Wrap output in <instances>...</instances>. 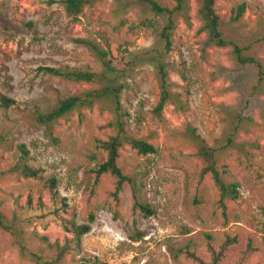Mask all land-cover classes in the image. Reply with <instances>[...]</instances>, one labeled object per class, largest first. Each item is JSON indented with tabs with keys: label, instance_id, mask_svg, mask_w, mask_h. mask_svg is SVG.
Returning <instances> with one entry per match:
<instances>
[{
	"label": "rangeland",
	"instance_id": "1",
	"mask_svg": "<svg viewBox=\"0 0 264 264\" xmlns=\"http://www.w3.org/2000/svg\"><path fill=\"white\" fill-rule=\"evenodd\" d=\"M187 2L191 26L178 24L165 57L179 107L168 105L159 120L152 112L159 93L155 70L124 59L162 45L163 20L147 6L96 0L73 19L62 0H0V100L13 101L8 108L0 102V170L13 164L20 145L30 155L28 164L41 170L39 179L6 175L0 180L1 211L20 221L31 249L42 246L40 237L50 243L71 237L44 185L55 177L68 201L61 216L90 225L67 264H197L186 252L205 263L216 254L218 264H264V94H252L255 68L238 65L230 47H205L198 0ZM242 3L243 16L232 22V10ZM215 9L224 36L246 55L264 60V0H220ZM87 43L127 69L121 93L127 133L156 149L147 155L128 145L120 149L117 163L130 181L118 196L113 177L94 173L106 158L96 141L112 134L106 127L108 105L95 104L60 120L55 141L35 120L38 111L94 87L38 71L42 66L100 71V58ZM188 127L198 138H190ZM234 128L233 143L216 154L224 181L239 184L238 199L226 201L223 211L210 177L200 176L203 163L195 152L199 145L224 146ZM134 197L151 213L135 207ZM227 238L236 241L225 246ZM0 264H32L1 231Z\"/></svg>",
	"mask_w": 264,
	"mask_h": 264
},
{
	"label": "trees",
	"instance_id": "2",
	"mask_svg": "<svg viewBox=\"0 0 264 264\" xmlns=\"http://www.w3.org/2000/svg\"><path fill=\"white\" fill-rule=\"evenodd\" d=\"M95 1L96 0H62V3L66 15L70 18L78 19L84 9ZM135 1L147 6L155 16L163 20L164 24L159 33V41L162 45L159 48L148 49L139 54L130 53L124 59H127V64L130 66L148 63L155 70L159 93L158 101L152 112L156 118L163 120L165 108L168 105L178 106L179 103L178 98L170 90L165 57L172 50V37L178 24L182 22L188 27L191 26L190 6L187 0H170V6H164L157 0ZM218 1L220 0H198L199 8L197 18L201 25L198 32L205 36V47H230L231 55L238 65L253 66L256 71V82L251 89L252 94L262 95L264 94V60H258L246 55L242 47L224 36L220 29L219 15L215 9V5ZM245 8L244 3L236 6L232 10L231 21H239L245 12ZM87 45L90 46L100 58V71L95 72L69 67L53 68L43 66L40 67L38 71L74 83L92 84L94 87L60 100L53 109L47 112L38 111L35 120L44 128L45 137L50 141H55V127L60 120L66 119L69 114L75 111L84 108H92L95 104L108 105L109 108L107 107V109L111 114V119L106 127L110 128L112 134L104 140L96 141V148L103 151L106 158L103 163L96 166L94 173L97 178L104 174L113 177L115 179L114 195L118 196L124 184L130 181L129 178L122 173L117 163L120 149L124 145H128L140 155L156 153V149L151 144L136 139L127 133V114L124 112L121 103V93L124 88L122 79L126 77L127 69L125 67L119 68L114 65L108 57V52L91 43H87ZM0 102L4 108H8L13 104V101L6 97H1ZM104 106H102V110L105 109ZM187 133L190 138H198L195 135V131L190 127L187 128ZM235 133L236 129L228 136L224 146L211 149L199 145L195 152L197 158L203 163L200 176L210 177L219 192V206L223 211L226 208V201L238 199L239 184L237 182L226 183L224 181L217 165L216 154L218 151L227 148L229 144L233 143L232 136H234ZM18 150V155L15 157L13 164L5 170H0V180L6 175H18L25 179H39L41 170L28 164L30 155L25 146L20 145ZM44 185L56 208L55 215L57 219L61 222L63 229L71 234V237L65 238L62 243L58 241L50 243L46 237H40L39 240L42 242V246L31 249L27 244L24 231L20 228V221L16 217L9 219L1 211L2 201H0V231L12 239V244L17 249L20 257L32 264H67L66 259L68 255L80 249L82 237L90 231V225H79L61 216V212H65L68 208V201L66 198L60 196L57 179L55 177L46 179ZM134 206L138 207L142 212L151 213L148 208H145L138 202L136 197H134ZM91 221H93L92 216L90 217V222ZM235 241V238H227L224 245L227 246ZM186 254L197 264H218L219 261V256L216 254L213 255L209 263L203 262L192 252H186ZM79 264L89 263L83 261Z\"/></svg>",
	"mask_w": 264,
	"mask_h": 264
}]
</instances>
